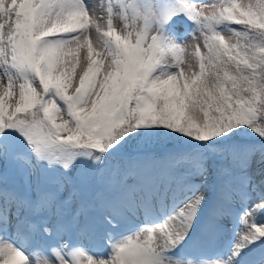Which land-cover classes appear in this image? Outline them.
<instances>
[{
	"label": "snow or ice",
	"instance_id": "6c2138e0",
	"mask_svg": "<svg viewBox=\"0 0 264 264\" xmlns=\"http://www.w3.org/2000/svg\"><path fill=\"white\" fill-rule=\"evenodd\" d=\"M0 264H264V0H0Z\"/></svg>",
	"mask_w": 264,
	"mask_h": 264
},
{
	"label": "rangeland",
	"instance_id": "374dc122",
	"mask_svg": "<svg viewBox=\"0 0 264 264\" xmlns=\"http://www.w3.org/2000/svg\"><path fill=\"white\" fill-rule=\"evenodd\" d=\"M206 2L208 3H213L215 2V0H206ZM189 28H191V24L188 25ZM231 241H232V236L231 234L223 237V239L221 241L218 242V245L214 248H205L204 251H207L211 254H214L215 252H218V251H226L230 245H231ZM89 251H94L93 249H89ZM185 254H194V250L191 249L190 247L189 248H186L183 250ZM249 260H252L254 259V257H250L248 258Z\"/></svg>",
	"mask_w": 264,
	"mask_h": 264
},
{
	"label": "trees",
	"instance_id": "16d2710c",
	"mask_svg": "<svg viewBox=\"0 0 264 264\" xmlns=\"http://www.w3.org/2000/svg\"><path fill=\"white\" fill-rule=\"evenodd\" d=\"M235 27H239V26H235ZM89 163H90V161H89Z\"/></svg>",
	"mask_w": 264,
	"mask_h": 264
}]
</instances>
